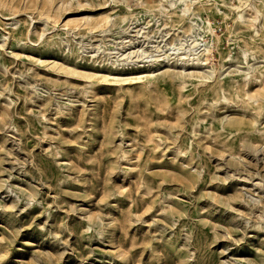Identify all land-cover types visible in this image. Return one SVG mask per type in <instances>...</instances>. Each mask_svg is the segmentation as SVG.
Wrapping results in <instances>:
<instances>
[{
  "label": "rangeland",
  "instance_id": "374dc122",
  "mask_svg": "<svg viewBox=\"0 0 264 264\" xmlns=\"http://www.w3.org/2000/svg\"><path fill=\"white\" fill-rule=\"evenodd\" d=\"M0 264H264V0H0Z\"/></svg>",
  "mask_w": 264,
  "mask_h": 264
}]
</instances>
